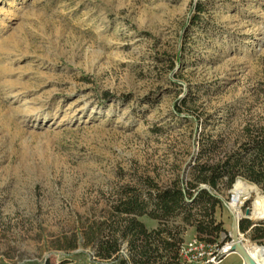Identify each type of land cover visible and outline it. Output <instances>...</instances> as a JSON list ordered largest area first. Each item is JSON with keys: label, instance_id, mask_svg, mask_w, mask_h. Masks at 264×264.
<instances>
[{"label": "rangeland", "instance_id": "1", "mask_svg": "<svg viewBox=\"0 0 264 264\" xmlns=\"http://www.w3.org/2000/svg\"><path fill=\"white\" fill-rule=\"evenodd\" d=\"M250 140L264 167V0H0V264H100L85 238L124 188L187 182Z\"/></svg>", "mask_w": 264, "mask_h": 264}, {"label": "trees", "instance_id": "2", "mask_svg": "<svg viewBox=\"0 0 264 264\" xmlns=\"http://www.w3.org/2000/svg\"><path fill=\"white\" fill-rule=\"evenodd\" d=\"M262 147L261 142L250 140L217 163L197 162L187 182L160 188L148 180L143 188H124L112 208L106 233L98 228L86 236L85 245L95 249L100 264H182L179 248L186 228L194 229L196 240L222 246L225 231L216 219L217 210L225 204L219 196L220 185L231 188L238 177L263 182L264 167L256 154ZM143 217L155 221L157 228L148 230L140 221ZM248 230L252 241L264 245V221L251 227L248 220H241L239 231ZM124 243L127 256L121 254Z\"/></svg>", "mask_w": 264, "mask_h": 264}, {"label": "bare ground", "instance_id": "3", "mask_svg": "<svg viewBox=\"0 0 264 264\" xmlns=\"http://www.w3.org/2000/svg\"><path fill=\"white\" fill-rule=\"evenodd\" d=\"M254 193L255 198L252 205V211L250 213L249 219L252 220H263L264 219V195H260L256 188L251 187L242 181H237L232 189L233 201L230 204L232 212L236 216H243L241 213V207L244 204V201ZM237 244L244 250L245 254L255 263V264H264V247H259L255 244L250 243L249 241H244L242 235H237ZM244 242V243H243ZM234 245L228 244L224 249L227 253V256H231L234 253ZM243 263V260H242Z\"/></svg>", "mask_w": 264, "mask_h": 264}, {"label": "built area", "instance_id": "4", "mask_svg": "<svg viewBox=\"0 0 264 264\" xmlns=\"http://www.w3.org/2000/svg\"><path fill=\"white\" fill-rule=\"evenodd\" d=\"M230 200L233 201V194H231ZM230 252L232 253V251ZM226 257L228 256L225 249L218 250L217 248L213 250V246L196 239L182 244L179 249V258L182 259L184 264H221Z\"/></svg>", "mask_w": 264, "mask_h": 264}, {"label": "water", "instance_id": "5", "mask_svg": "<svg viewBox=\"0 0 264 264\" xmlns=\"http://www.w3.org/2000/svg\"><path fill=\"white\" fill-rule=\"evenodd\" d=\"M234 187V186H233ZM231 210V209H230ZM233 214L234 212L231 211ZM250 211L247 210L244 219H249ZM241 217L233 216L232 234L230 236L231 243L234 245L232 253L237 254L243 260V264H255L244 252V250L237 244V234L239 233V222Z\"/></svg>", "mask_w": 264, "mask_h": 264}, {"label": "crops", "instance_id": "6", "mask_svg": "<svg viewBox=\"0 0 264 264\" xmlns=\"http://www.w3.org/2000/svg\"><path fill=\"white\" fill-rule=\"evenodd\" d=\"M144 223V222H143ZM227 259V258H226Z\"/></svg>", "mask_w": 264, "mask_h": 264}]
</instances>
